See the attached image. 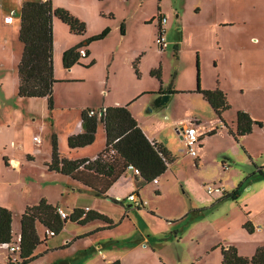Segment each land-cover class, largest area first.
Segmentation results:
<instances>
[{"label":"rangeland","instance_id":"1","mask_svg":"<svg viewBox=\"0 0 264 264\" xmlns=\"http://www.w3.org/2000/svg\"><path fill=\"white\" fill-rule=\"evenodd\" d=\"M55 1L60 6L56 4L53 8H63L85 22L86 32L76 35L68 25L54 18L57 25L53 61L56 60V73L63 81L61 79L62 82L54 87L53 110L49 109L47 99H20L17 96L14 100H7L0 95V201H17L21 195L39 201L42 195H47L51 199L49 203L55 204L61 198V189L65 191L69 187L61 182L62 179L70 184L65 191V204L89 208L99 205L98 209L116 219L117 227L93 234V244L87 239L76 240L67 249L51 251L34 264L48 261L60 264L54 261L61 258V254H70L71 264H93L92 257L111 253L123 257L138 238L137 231L130 232L134 227L127 217L122 218L125 213L129 211L137 218L142 214L139 218L142 226L153 223V219L143 213L146 210L136 208L128 198L96 197L85 189L80 193L73 190L78 187L67 177L58 174L45 177L41 170L43 160L51 157L53 135L57 136L59 147L63 134L69 125L75 126L74 116L82 108L87 105L103 109L112 107L123 103L132 92L142 89L147 93L158 92L162 86L173 94L160 107L154 104L156 96L149 94L135 101L133 106L146 133L151 139L163 140L174 159L166 177H160L164 187L155 201L160 215L165 218L158 221L162 223L154 222L164 229L169 225L165 234L159 236L162 239L159 241H173L176 231H185L198 218L194 209L201 208L213 226L208 230L202 229L198 242L200 248L218 237L235 241L243 248L245 241L263 243L264 232L250 233L244 222L252 219L264 229V13L254 21L256 27L247 24L222 28L210 25L222 0ZM228 1L235 8L244 4L240 0ZM161 14L167 18L165 50H161L157 42L159 30L156 21ZM15 17L19 18V14ZM106 29L109 33L102 40L79 48L90 50L87 58H80L71 68L64 66L65 51L84 44ZM154 69L158 70L160 79L152 76ZM198 74L202 90L218 88L226 93L231 108L223 113L221 119L197 93ZM63 104L72 107L70 117L58 107ZM239 111L249 113L261 126L255 125L250 134L236 140L230 128L235 134ZM189 122L196 123L202 130L201 134L209 128L216 130L211 136L203 135L196 145L197 153L202 155L200 161L187 153L179 133ZM100 132L96 141L87 147L93 152L104 144ZM35 136L41 139L40 144L34 140ZM21 150L35 155V160L25 165L22 174L6 172L4 156L11 152L21 153ZM223 162L230 165L226 171L222 167ZM209 185L214 188L224 185L229 190L239 187L240 196L236 201H220L221 193L209 194ZM184 214L188 215L182 220L180 217ZM101 225L103 222L100 221L85 226L68 222L65 230L50 237L46 245L56 247L66 236L72 235L69 233H85ZM19 229V219L15 217L16 234ZM15 233L13 240L16 239ZM151 243L140 245L147 244L151 249L155 247ZM45 247L43 244L41 250ZM174 248L173 243L170 250L173 252ZM184 248L182 244V255ZM84 249H87V256L81 254ZM177 254L175 250L176 257ZM11 259L9 264H13ZM15 264H22L21 260Z\"/></svg>","mask_w":264,"mask_h":264},{"label":"trees","instance_id":"2","mask_svg":"<svg viewBox=\"0 0 264 264\" xmlns=\"http://www.w3.org/2000/svg\"><path fill=\"white\" fill-rule=\"evenodd\" d=\"M19 39L24 45L21 60L18 64L19 86L18 96L21 98H46L50 110L54 108L53 90L58 80L54 75V30L53 20L59 19L69 26L72 33L83 35L86 32V24L63 8H53L51 0H29L20 10ZM109 29L99 35L93 36L87 42L65 51L63 64L71 68L81 57L79 48L99 41L106 37ZM160 79L159 72H153ZM198 89L204 100L209 103L216 115L221 118L222 113L231 108L226 94L216 88ZM161 98L156 101L159 106ZM90 109L81 112L83 133L72 135L68 139L70 148L86 147L94 143L99 124L103 125L106 134L105 148L94 158L68 160L61 158L58 149L57 136L52 137V160L48 165L51 171L67 175L73 180L94 189L98 196L107 193L110 187L125 173L128 166L133 165L140 172L137 176L142 184L152 183L168 169L173 162L170 153L160 144L150 141L138 121L133 117L128 106H112L101 110H94V116H89ZM255 125L261 123L254 120L244 111L237 113L236 133L237 140L252 132ZM212 130L209 135L215 134ZM263 175L262 170H259ZM240 196L239 187L232 193H224L221 200H236ZM82 210L74 209L69 220L77 222ZM102 219L109 225L112 221L106 216L94 212L88 214L85 221ZM66 220H62L57 213V207L42 199L37 205L27 207L21 216V250L19 259L22 264H28L42 254H36L38 247L47 242V237L41 240L37 225L41 224L56 236L64 226ZM13 214L7 208H0V244L9 245L13 242ZM244 227L252 233L249 222ZM222 264H264V245L260 246L251 257L241 256L234 246L222 247ZM110 264H121L116 260Z\"/></svg>","mask_w":264,"mask_h":264},{"label":"crops","instance_id":"3","mask_svg":"<svg viewBox=\"0 0 264 264\" xmlns=\"http://www.w3.org/2000/svg\"><path fill=\"white\" fill-rule=\"evenodd\" d=\"M26 1H29V0H0V95L4 96V98L7 100H14L15 97L18 96V94H17L18 93V86H19L18 64H19L21 57H22V53H23L22 50L24 49V45L19 39L20 16H19V18H16L15 15L20 14V10L22 8V5ZM51 1H52V5L56 6V4H57L56 1L55 0H51ZM228 2H229L228 0H222V3L220 5L218 4V7L216 9V17H215L214 21L212 23H210V25L222 27V28H231L233 26H241L242 27V26H246L247 24H250L251 26L256 27V23L254 21L257 20L258 15H261L264 13V0H240L239 2H242L244 4L242 7H236V8L234 6H232L231 4H229ZM57 6H60V5L57 4ZM10 15H13V17H14L13 22L12 23H6L5 17L10 16ZM159 16L165 17L162 14ZM248 17H251L249 22H248ZM158 19H159V17H158ZM156 24H157V27L159 28L158 20L156 21ZM56 25H57L56 22L53 20L54 32H55ZM54 35H55V33H54ZM87 51H88V56H89L90 50H87ZM59 57H61V49H59ZM198 68H199V66H198ZM157 71L154 69L153 72H157ZM198 71H199V69H198ZM56 72H57L56 60H54V75H55V78L58 80V82L56 84H58V83H61L63 81V79L61 76H58ZM152 76H153V73H152ZM61 79H62V81H61ZM146 91H147L146 89H142L138 92H132L127 96V98L125 99V101L123 103H121V104L116 103L117 105H112V106H128V109L130 110L131 114L138 121L140 127L142 128V130L144 131V133L146 134L148 139L150 141H154V142L162 145L165 148L166 145H165L163 140L159 139L160 141H158L157 139H151V137L146 133V131L144 129V124L141 121V117L138 114L137 109H135L133 106L135 105V101L139 100L141 97H143L144 95H147V94L156 96V98H154V104L156 105V101L159 98L162 99L163 95L169 94V98H170V95H172L173 93L165 91L163 86L160 88V90L158 92L147 93ZM53 93H54V90H53ZM19 98L20 99H29V98H21V97H19ZM31 99H44V100H46V98H31ZM53 99H54V97H53ZM87 106L88 107H86V108L90 109V110H101V109H103V108H98V107L94 108V107H91V105H87ZM160 106L161 105H159L157 107H160ZM58 107L60 108L61 111H63L64 115H66L68 117L71 116L72 107H69V105H66V104H63V106L58 105ZM86 108H82L80 113H78L77 115L74 116L73 120L76 121L75 126L72 127L71 125H69L68 130L63 134V137L61 138V145L58 147L59 154H60L61 158H65L68 160H79V159H83V158L93 159L105 148L106 134H105L104 127L101 124H99V126H98V130H97V134H96V138H95V141H96L99 133H101L100 132V130H101L102 134H103L104 144L101 145L102 147H100L99 150L93 152L91 150L92 148H87L90 145H88L86 147H78V148H70L69 147V144H68L69 137L72 135H77V134L83 133V131H84L83 126H82L81 112L83 110H85ZM222 115H223V113H222ZM22 117H23V115H22ZM219 119H221V118H219ZM68 121H72V120L68 119ZM185 125H187V124H185ZM234 127L236 129V123H235ZM230 129L233 131L232 128H230ZM212 130H215V129L214 128L207 129L205 131L206 133L204 132L202 134L201 140L203 138V135H205V134L207 136H211V135H209V133ZM35 137H37V136H35ZM40 143H41V141H40ZM40 143H37V144H40ZM201 156L202 155L198 154L195 159H198L200 161ZM34 160H35V155H32L29 151H26V150H21V153H14V152L13 153L12 152L7 153V155L4 156V163L6 165L4 170H6V172L12 171L14 173L22 174L24 172L25 165H27L28 162H33ZM51 160H52V152H51L50 158L43 160V163H42L43 168L41 170L42 175L45 177H49V175H51V174L52 175L53 174L63 175L65 177H67L69 179V181H71L72 183L77 185L78 188L77 189L73 188L74 191L78 190V191H80V193H82L83 192L82 190L85 189V190L91 191L93 193V195L96 197H107L108 198L109 196H115V198H118L119 200H121V198L127 199L128 198V197H126L127 195L129 196L130 194L135 193V194H138V196L140 198L147 201V205L143 208V210H146V212H143V213H146V215L151 217L153 219V223L146 224V225L142 226L140 223V219H139L142 217V214L139 215V218H137L135 215L132 216L129 211H127L125 213V215L122 217L123 219H124V217H127L129 222L131 223V225L134 227L131 229L130 232H134V231L138 232V236H137L138 238L133 241V242H136V243H133L134 246L132 248L128 249L126 251V253L123 255V257L122 256L118 257L119 254H117V253H111L109 255L104 254L102 256H99V258L92 257L94 262L92 261L91 263H93V264H110L116 260H119L121 262V264H222V259H223L222 247L227 248L229 246H234L241 256L251 258L256 253L257 249L260 246H263V244H264V242L260 243V241L259 242L258 241L257 242L256 241H245L246 245L243 248L235 241H225V240H222L218 237V238L214 239L206 247L200 248V244L198 242H199L200 236H202V232H201L202 229L205 228L208 230V229H210V227L213 226L211 223L208 222L207 217L204 215L205 213H204V211H202L201 208L194 209L196 211V213H198V215H197L198 218H196L195 221H193L187 227V229H185V231L182 230L180 233V231L178 230L174 233L175 239L178 240V242L177 241L175 242V239L173 241L161 242L159 240H162V239L159 236L161 234H165V230L169 227V225H167L164 229L163 227H161L158 224V223H162V222H158V221H162V220H164L163 218H165V217H162L160 215L161 213L158 211V205L155 202L161 196L160 194H161L162 188L164 187V184L161 182L160 177L158 178L157 183L152 182V183H148V184H142L139 177L135 176V174L133 172L128 171L127 173L122 175L110 187V189L107 191V193L105 195L98 196L97 192L94 189L82 184L81 182L73 180L71 177H69L67 175L58 173L56 171H51L48 167ZM168 169H169V166H168ZM168 169H167V171H168ZM167 171L165 172L164 175H162L163 177L165 175H167L166 174ZM1 174H2V171L0 169V175ZM176 179H177V176H176ZM61 182H63V184L69 185V187H66V189L70 188L69 183H66V181H64L62 179H61ZM2 183L4 184L3 180H2ZM213 183L216 184L217 181H214ZM150 184L153 185L152 188H150ZM121 188H123L122 191H121ZM217 188H223L224 193H232L234 190H236V189H230V190L226 189V187L224 185H219V186H217ZM66 189H65V191H66ZM65 191H64V189H61V198H59L58 201H56L57 203H55V204L50 203V204L53 206L60 207V208L64 209L68 214H71L75 208L81 209L82 210L81 217L79 218V220L77 222H73V223H77L79 225L85 226L89 223H93L95 221H100V222H103V225L97 226L94 229L86 231L85 233L84 232L77 233V234L76 233H69L72 235L66 236L67 238H65L63 240V243L62 244L60 243L56 247H48L46 245V243H43L46 247H45V249L41 250V248L43 246V244H41L42 246L40 245L38 247L36 254H42V255L38 256L35 260L31 261L28 264H34L35 261L37 262V261H39V259L48 256V253H51V251L65 250L69 246H71L72 243H74L76 240L78 242V241H82V240L87 239V241L90 242V244H93L92 237H93V234H95L96 232H103V231H109V230L116 229V227H117L116 219H114V217H112V215H109L108 213L102 211L101 209H98L99 205L97 207L89 208V206L84 207L81 205L77 206V205L65 204V202H66ZM263 191H264V189H263ZM216 193H218V192H214L213 195ZM224 193H221V197L220 198L218 197V200L225 201V200H221ZM42 196L43 197L39 201L36 199L32 200L31 197H27V196H23V195H21V197L18 198L17 201H5V202L0 201V208L1 207L7 208L13 214V224H12L13 234L16 231V230H14V218L15 217H18V219H19L20 229H19L18 234H20V232H21V216L25 212L26 208L37 205L42 199L46 200L48 203L51 201L49 196H47V195H42ZM148 200H149V202H148ZM229 200H233V199H229ZM236 200H234V201H236ZM114 201L119 204L118 200L114 199ZM147 206H148V208L145 209ZM118 207H121V206H118ZM85 208H89L90 210L88 212H86ZM138 209H141V208H138ZM94 212H97V213H100V214L106 216L109 220L112 221L113 225H109L107 222H105L102 219H94V220H91L88 222L85 221L86 216L88 214H92ZM187 215L188 214H186V215L184 214L180 218L187 216ZM159 219H161V220H159ZM155 220L158 223L154 222ZM182 220H183V218H182ZM166 221H167V219H166ZM68 222H72V221L67 220L64 228L66 227V224ZM121 222L122 221H120L119 223H121ZM246 222L250 223V226L253 230L252 233H255V232L263 233L264 232V229L262 227L256 225V221H253L252 219H247V220H245L244 224ZM167 223H169V221H167ZM175 223H177V222H175ZM64 228L59 234H61L65 230ZM37 230H38V234H39L41 239L43 238V235H44V239L46 237L48 238L47 241L49 240L50 237H53V236H49V235L46 236L47 229L45 227H43L41 224L37 225ZM18 234H16V236ZM152 240H154L153 243H151ZM146 242H147V244L151 243L152 244L151 246H155V247H152L150 249L147 244L144 246L140 245V244L146 243ZM173 243L175 245V248L172 252L170 250V247ZM182 244L185 247L184 248V255H182V252L180 250V247ZM86 250L87 249H84L83 251H81V254L83 253V255L87 256L88 252ZM175 250H177V252H178V254H177L178 258L174 255ZM69 256H70V254L69 255L68 254H61V258L56 259V261H54V262H59L60 264H71L70 263L71 259ZM11 257H12V255L9 253L7 246L0 244V264H9V260ZM49 257L47 259H49ZM84 259H86V258H84ZM50 262L52 263V261H48L47 263L42 262L40 264H51ZM54 264H57V263H54Z\"/></svg>","mask_w":264,"mask_h":264},{"label":"built area","instance_id":"4","mask_svg":"<svg viewBox=\"0 0 264 264\" xmlns=\"http://www.w3.org/2000/svg\"><path fill=\"white\" fill-rule=\"evenodd\" d=\"M14 20L13 15L7 16L5 17V22L6 23H12ZM166 23H167V18L166 17H160L158 19V24H159V33H158V38H157V42L158 45L160 47L161 50H165L167 48V42L165 39V28H166ZM79 54L81 57H85L87 55V51L84 49L79 50ZM95 111L91 110L89 112V116H94L95 115ZM200 127L197 126L196 123L194 122H189L187 125H185L181 130H180V135L182 137V140L184 141L186 147H187V153L196 158L198 153L196 150V145H198L201 141V136L202 134L200 133ZM34 140L37 143H40V138L35 137ZM94 159V158H93ZM222 167L224 169V171L228 170L230 168V165L226 162L222 163ZM128 171H131L135 174V176H139L140 172L137 168H135L133 165H129L128 166ZM158 179H154L153 183H157ZM207 191L209 194H213L214 192H220V193H224L223 188H214L213 186L209 185L207 187ZM128 199L133 203V205L136 208H144L147 205V201L140 198L138 196V194L132 193L128 196ZM90 209L89 208H85V211L88 212ZM57 213L59 214V216L61 217L62 220H69L70 214H68L64 209L57 207ZM46 236H53L54 233L50 232L49 230H47L46 232ZM9 253L12 255V259L11 262L13 264H15L16 262H19V254H20V250H21V234H18L16 236V239L13 240V242L9 245H6Z\"/></svg>","mask_w":264,"mask_h":264},{"label":"water","instance_id":"5","mask_svg":"<svg viewBox=\"0 0 264 264\" xmlns=\"http://www.w3.org/2000/svg\"><path fill=\"white\" fill-rule=\"evenodd\" d=\"M168 98H169V95H163L162 96V101H161L160 105L163 104V103H165Z\"/></svg>","mask_w":264,"mask_h":264}]
</instances>
